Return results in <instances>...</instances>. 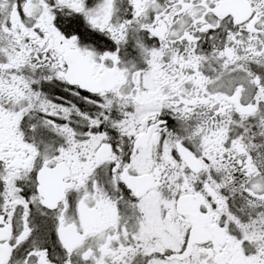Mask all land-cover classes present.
Returning <instances> with one entry per match:
<instances>
[{
  "label": "snow or ice",
  "instance_id": "1",
  "mask_svg": "<svg viewBox=\"0 0 264 264\" xmlns=\"http://www.w3.org/2000/svg\"><path fill=\"white\" fill-rule=\"evenodd\" d=\"M0 264H264V0H0Z\"/></svg>",
  "mask_w": 264,
  "mask_h": 264
}]
</instances>
